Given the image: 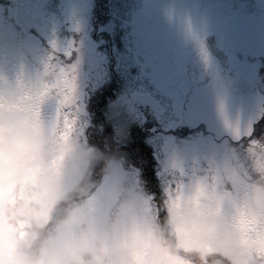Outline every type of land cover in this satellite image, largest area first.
I'll return each mask as SVG.
<instances>
[{
    "label": "clouds",
    "instance_id": "obj_1",
    "mask_svg": "<svg viewBox=\"0 0 264 264\" xmlns=\"http://www.w3.org/2000/svg\"><path fill=\"white\" fill-rule=\"evenodd\" d=\"M50 53L34 71L0 64V264H264V136L245 145L230 207L197 183L161 218L125 154L70 127Z\"/></svg>",
    "mask_w": 264,
    "mask_h": 264
},
{
    "label": "flooded vegetation",
    "instance_id": "obj_2",
    "mask_svg": "<svg viewBox=\"0 0 264 264\" xmlns=\"http://www.w3.org/2000/svg\"><path fill=\"white\" fill-rule=\"evenodd\" d=\"M66 2L0 0V64L34 71L53 40L74 39L85 135L125 154L148 194H162V159H204L235 143L188 125L185 106L214 77L235 95L264 94V0H90L89 14L73 18ZM112 104L121 106V133Z\"/></svg>",
    "mask_w": 264,
    "mask_h": 264
},
{
    "label": "snow or ice",
    "instance_id": "obj_3",
    "mask_svg": "<svg viewBox=\"0 0 264 264\" xmlns=\"http://www.w3.org/2000/svg\"><path fill=\"white\" fill-rule=\"evenodd\" d=\"M75 30L79 31V28ZM51 43L52 51L48 60L52 61L54 58H58L61 76L64 78L66 86L71 89L70 95H66L59 103L63 104L68 100L73 103L77 119L72 121L70 127L77 130L76 126L79 124L80 130L83 132L87 125L86 119L83 118L85 113L79 83L80 61L77 57L79 47L74 39L70 40L66 46H61L55 40ZM201 52L207 61V50L202 44ZM61 57H67L71 62L69 63ZM9 70L14 73L18 70L22 72L24 67L19 69L9 67ZM229 127L231 128L230 125ZM257 137H261V135L257 133L253 123H249L246 127H242L238 123L237 127L232 130V138L236 142L235 146L228 148L219 158L210 159L205 165L196 164L191 171H186L182 165L174 161L166 164L159 174L163 185L162 194L159 197L152 194L147 198L149 202L148 211H155L162 218L164 212L161 209L171 199L173 193L190 191L192 186L197 183L205 189L208 187L215 188L220 193L225 207H230L233 192H239L245 186V145Z\"/></svg>",
    "mask_w": 264,
    "mask_h": 264
},
{
    "label": "water",
    "instance_id": "obj_4",
    "mask_svg": "<svg viewBox=\"0 0 264 264\" xmlns=\"http://www.w3.org/2000/svg\"><path fill=\"white\" fill-rule=\"evenodd\" d=\"M185 109L184 121L188 125L204 124L215 138L228 136L235 142L229 125L238 122L242 127L249 123L256 126L264 118V94L256 90L235 95L223 78L214 77L192 89Z\"/></svg>",
    "mask_w": 264,
    "mask_h": 264
},
{
    "label": "rangeland",
    "instance_id": "obj_5",
    "mask_svg": "<svg viewBox=\"0 0 264 264\" xmlns=\"http://www.w3.org/2000/svg\"><path fill=\"white\" fill-rule=\"evenodd\" d=\"M86 1V4L83 2ZM82 2V0H68L69 2V6L67 7L69 9V16L71 18H73V16L75 15L76 12L78 11H83L85 15L89 14V11L91 10V2L90 0H85ZM64 3L66 4V0H64ZM66 9V8H65ZM53 14V15H52ZM52 14L49 15L52 18H56L55 16V11H52ZM56 20V19H55ZM55 25H56V21H55ZM110 111H109V115L110 116H115L117 114V118L115 119L114 122L117 124L119 133H121V127L118 124V120L120 115H121V106L120 104H112V106L110 105L109 107ZM173 122V121H171ZM258 130V129H257ZM259 135L264 136V133H259ZM235 145L232 143L229 144H220V145H214L213 150H212V155H210L207 158H200L198 157V159H194L193 161H187V160H181L180 162H177L178 164L182 165L183 167L186 168V171H191V169L196 165V164H201V165H205L207 163L208 160L213 159V158H219L223 153L225 152L228 148L230 147H234ZM172 161H170V159H162L161 163H162V167L164 168V166L168 163H170Z\"/></svg>",
    "mask_w": 264,
    "mask_h": 264
},
{
    "label": "trees",
    "instance_id": "obj_6",
    "mask_svg": "<svg viewBox=\"0 0 264 264\" xmlns=\"http://www.w3.org/2000/svg\"><path fill=\"white\" fill-rule=\"evenodd\" d=\"M257 133L259 134V133H264V120L258 125V127H257Z\"/></svg>",
    "mask_w": 264,
    "mask_h": 264
}]
</instances>
